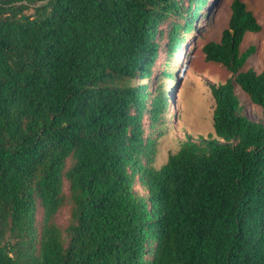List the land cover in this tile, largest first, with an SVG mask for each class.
Masks as SVG:
<instances>
[{"label": "trees", "instance_id": "16d2710c", "mask_svg": "<svg viewBox=\"0 0 264 264\" xmlns=\"http://www.w3.org/2000/svg\"><path fill=\"white\" fill-rule=\"evenodd\" d=\"M205 2L0 0V264H264V58L243 69L260 25L241 1L200 47L229 73L207 83L212 132L151 165L175 78L151 65Z\"/></svg>", "mask_w": 264, "mask_h": 264}, {"label": "rangeland", "instance_id": "374dc122", "mask_svg": "<svg viewBox=\"0 0 264 264\" xmlns=\"http://www.w3.org/2000/svg\"><path fill=\"white\" fill-rule=\"evenodd\" d=\"M244 3L260 25L258 32H246L239 44V51L248 45L254 50L246 58L243 69H251L258 73L263 67L264 58V0H239ZM231 0H206L203 5L204 16L199 17L193 24V29L185 39L180 51L173 53L164 63V51L159 49L158 55L151 65L152 70L166 68V71L175 73L174 80H165L170 88L166 113L163 123L158 127L146 128V133L155 139L154 155L151 165L158 168L162 165L169 153L178 150L182 142L188 137L195 139L212 132L211 111L213 101L207 83H221L229 73L218 63L204 61L200 47L207 41H218L220 32L226 27L230 13ZM202 12V11H201ZM163 27V25H160ZM151 77H145L138 83L147 85L146 90L152 89ZM233 92L241 106L243 115L251 120H263L261 108L251 103L247 95L237 86ZM149 99H146L148 104ZM157 135V136H156ZM133 188L144 194L145 190L134 180ZM63 191L66 192V183ZM67 205L61 207L55 214V222L60 228L65 226L68 219Z\"/></svg>", "mask_w": 264, "mask_h": 264}]
</instances>
